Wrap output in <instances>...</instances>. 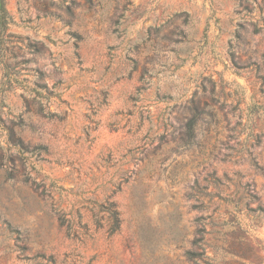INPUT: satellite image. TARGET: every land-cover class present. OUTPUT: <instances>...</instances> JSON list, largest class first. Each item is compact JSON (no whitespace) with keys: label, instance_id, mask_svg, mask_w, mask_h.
I'll return each instance as SVG.
<instances>
[{"label":"rangeland","instance_id":"rangeland-1","mask_svg":"<svg viewBox=\"0 0 264 264\" xmlns=\"http://www.w3.org/2000/svg\"><path fill=\"white\" fill-rule=\"evenodd\" d=\"M0 214L55 264H264V0H6Z\"/></svg>","mask_w":264,"mask_h":264},{"label":"trees","instance_id":"trees-1","mask_svg":"<svg viewBox=\"0 0 264 264\" xmlns=\"http://www.w3.org/2000/svg\"><path fill=\"white\" fill-rule=\"evenodd\" d=\"M0 11L6 12V0H0ZM197 122V116L192 117L188 123V135L192 136ZM113 219L112 231L115 232L119 229L121 224L120 212L114 206L111 211ZM0 229L5 240H0V264H18L22 261L27 264H55V259L52 255L46 256L45 254H37L32 257L25 255L27 247L22 243V238L19 235V230L6 218H2L0 214ZM191 255L194 252H189Z\"/></svg>","mask_w":264,"mask_h":264}]
</instances>
